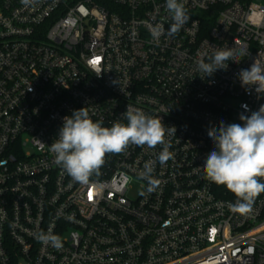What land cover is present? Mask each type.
I'll return each mask as SVG.
<instances>
[{"label": "built area", "instance_id": "2783aa9c", "mask_svg": "<svg viewBox=\"0 0 264 264\" xmlns=\"http://www.w3.org/2000/svg\"><path fill=\"white\" fill-rule=\"evenodd\" d=\"M180 2L190 19L168 36L166 0H0V264H264V193L234 213L235 195L202 168L208 129L264 105L238 76L264 61V6ZM156 24L165 34L153 40ZM224 48L250 54L198 70ZM127 107L175 127L171 158L129 145L75 182L49 149L63 118L86 108L111 127Z\"/></svg>", "mask_w": 264, "mask_h": 264}, {"label": "clouds", "instance_id": "9594fccd", "mask_svg": "<svg viewBox=\"0 0 264 264\" xmlns=\"http://www.w3.org/2000/svg\"><path fill=\"white\" fill-rule=\"evenodd\" d=\"M24 3H34L35 0H23ZM166 7L172 16V23L167 31L168 36H174L189 21L185 7L180 0H166ZM153 40L165 34L162 24H156L150 29ZM245 50L235 51L233 48L215 50L209 57L210 62L198 61V70L207 76H212L218 69H226V61L239 62L237 56L249 55ZM241 86L246 91L255 86L258 95L264 94V61L255 59L250 68L238 73ZM127 123L115 122L111 127L94 122L86 108L75 110L65 116L59 130L58 138L49 146L54 154L55 162L67 174L81 184H88L94 174H98L104 163L106 154L122 153L129 145L155 148L163 145L158 159L161 164L171 158L169 145L165 141L168 132L175 135V127H165L161 118L145 114L140 109L127 107L123 113ZM243 123L220 122L219 127L208 129V136L215 147L208 154L202 166L206 178L226 187L237 198L231 205L234 213H250L255 198L264 193V105L251 115H240ZM152 172L151 163L146 165L144 175ZM38 239L42 243H52L59 246V238L52 234L41 233Z\"/></svg>", "mask_w": 264, "mask_h": 264}, {"label": "rangeland", "instance_id": "374dc122", "mask_svg": "<svg viewBox=\"0 0 264 264\" xmlns=\"http://www.w3.org/2000/svg\"><path fill=\"white\" fill-rule=\"evenodd\" d=\"M253 2L264 6V0H253ZM131 196H136V193L133 192Z\"/></svg>", "mask_w": 264, "mask_h": 264}]
</instances>
